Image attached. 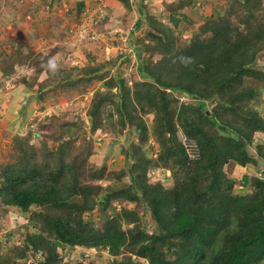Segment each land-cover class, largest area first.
I'll return each mask as SVG.
<instances>
[{
    "label": "trees",
    "instance_id": "1",
    "mask_svg": "<svg viewBox=\"0 0 264 264\" xmlns=\"http://www.w3.org/2000/svg\"><path fill=\"white\" fill-rule=\"evenodd\" d=\"M124 1L129 14L133 2L137 7L134 31L147 16L157 39L128 40L137 56L132 76L143 78L142 84L130 86L131 74L121 71L133 65L131 54L108 77V63L92 65L90 59L89 65L66 66L57 62L54 50L10 54L11 61L0 53L7 79L17 68L16 58L34 67L31 79L22 78L26 102H44L57 84L68 91L103 80L105 89L94 91L89 103L91 128L126 133L132 142L123 149L127 168L92 171L90 141L76 142L84 132L78 119L54 114L41 120L46 132H17L14 160L0 166V207L4 212L17 207L29 218L25 215L27 222L17 228L20 238L11 241L9 234L0 242L1 249L11 250L0 264H264V112L257 107L264 102V0H220L217 15L206 17L182 45L173 27L148 17L149 0ZM198 2L176 0L169 6L174 27L188 20L185 10ZM83 6L80 0L77 10ZM110 104L118 112L117 126ZM151 114L152 125L145 118ZM178 130L195 141V156ZM151 139L159 147L155 157ZM249 163L254 173L248 175V188L237 191L235 171ZM156 169L169 170L171 184L157 177ZM103 176L110 181L103 191L84 182ZM97 205L99 223L91 216ZM125 221L134 225L126 229ZM65 248L81 251L78 262L63 261ZM103 250L109 259L100 263L93 254ZM30 251L35 259L29 262Z\"/></svg>",
    "mask_w": 264,
    "mask_h": 264
},
{
    "label": "rangeland",
    "instance_id": "2",
    "mask_svg": "<svg viewBox=\"0 0 264 264\" xmlns=\"http://www.w3.org/2000/svg\"><path fill=\"white\" fill-rule=\"evenodd\" d=\"M71 1L72 0H0L1 55L3 54V57H6V61H11V59H9L10 54L15 56L22 53V55L25 56V54H28L30 51H33V53H47L50 50H54V58H56L58 52L64 53L67 47L70 46V44H73V46H70V48L73 51H78L77 53L82 62H80L82 66L89 65L87 63L91 61L92 63L90 64L92 65H98V63H108L111 66L109 67L110 73L108 74V77H111V73L114 75L116 74L122 57H126L127 55L131 54L133 58V65H125V69H121V71H124L125 76H129V74H131L128 77V84L130 86H132L134 82H138L140 78H137L138 81H134L132 76V74L134 75L138 70L136 48H133L127 44V41L132 39L134 44H140L141 42L147 41L153 43L155 40H157L154 36L155 34H150L151 30H149L150 26L147 21V16L144 19L145 22L142 25L143 27L137 28L135 31L132 30V33L129 34L128 40L125 41V39H113L112 32L119 30L112 29L115 23H118L119 25L125 23L124 25L127 27V30H129V32L131 31L129 29L130 18L128 15H126L128 13L127 6L122 5V13H118L116 18L109 21V25H105L100 23V21L94 24L93 18L91 20L92 23L89 22L88 20L91 17L85 19V14H83L82 18H75V12L72 10L70 5ZM121 1L122 4H125L124 0ZM149 1L148 17L155 19L157 16L161 20L160 21L157 19L158 22L169 26V28L170 26L173 27L178 45L188 42L190 37L199 31V25L205 21L206 17L211 15L216 16L217 8L222 7L219 4H223L220 0H198L199 2L195 6H189L188 9L185 10V13L188 15V20L183 18L180 21L179 26L174 27L173 22L170 20L172 11L168 8L176 0H169V3H167L166 0H162V2H158L159 0ZM92 4L95 3L92 2ZM92 9L93 8L89 7V11H86V15H94L92 14ZM124 10H126V13L123 12ZM177 12L179 14L180 9ZM106 19H108V17H106ZM103 20L106 21L105 18ZM65 24L71 27V32L68 31V29H64L63 26ZM60 33L66 34L67 36L60 42L58 39L51 37L52 34L59 35ZM88 36H90V39H88ZM69 40L70 44H66V42ZM118 44H120V47L118 50H114L112 45ZM67 55L71 56L72 54L67 52L66 57ZM91 56H94V58ZM16 59L19 62L16 61L18 62V65L16 70L12 73V78L7 79V77H5V75L2 74V71L0 70V166H3L14 160L12 155L14 152L13 137L15 134H17V132L26 133L29 128H32L35 136H37L42 130H44V132L47 131L42 128V118L45 116L50 117L54 114L60 115L63 113V115L68 118L70 117L71 119H78L80 121L79 124L84 125V132L79 134L76 142L78 144L83 140L85 143L90 141L89 144L92 146V153L88 155L87 161H89L88 163H90L89 165H91L90 169L92 171H96L102 167L106 168V170L108 168L116 171L121 168H127L128 163L123 149L126 147V145H132V142L126 141V133L116 132V134L113 135L100 129L98 131H94L91 128L92 124L90 123L91 119L88 113V107L93 92L98 89H105L103 86V80L92 79L91 82L85 85L82 89L68 91L62 90L61 86L57 84L55 90H50L46 94V100L44 102L37 101L35 98H32L31 101H28L29 104L27 105L28 109L26 111V115L21 116V95L25 86V82L22 80V78L27 76L29 79V76H31V79L35 71L28 59ZM74 59L77 60L76 58ZM262 61L264 62V56L262 57ZM57 62L62 65L64 64L66 66H71L70 61L67 59H64V61L62 59H58ZM1 63L2 62L0 59V67ZM143 80L144 79L141 78L139 83L142 84ZM262 106L264 112V102L260 103L257 107L261 108ZM109 107L110 111L115 113L114 123H116L117 126L118 112L114 108L113 104H110ZM22 118H24V127L19 128L17 124ZM145 118L147 122L152 125V114L149 116L146 115ZM85 120L87 121L86 123H84ZM84 136L86 139H81ZM131 136L135 142L138 141L137 132ZM178 138H180L187 145L191 156H195L197 154L196 143L194 140L186 139L181 130H178ZM150 144L151 146H155L156 152L152 155L155 157L159 150L158 143L151 139ZM252 149L254 150L255 147ZM235 172L238 175V178H240L237 181L235 190L241 192L246 191L248 188V175L254 173L253 165L249 163L245 168L238 167ZM155 175L157 177H161L165 184H171L172 182L171 174L168 170L164 172L163 169H156ZM124 178H127V173H125ZM84 182L94 186L95 190L103 191L106 189L110 181L108 177L103 176L102 178L95 180L85 178ZM113 206L117 209H120L121 207L120 204H113ZM100 211L101 209L97 205L91 213L94 221H97L98 223L100 218L102 220ZM105 212L111 214L110 210ZM85 214L89 215V212H86ZM25 215L27 214H24L17 207L10 206L7 212H4L0 207V242H4L8 237H10L9 234H11V241L20 238V233L18 232L20 224H22L24 221L27 222L29 218L28 215V218H26ZM130 225H134V223L128 224V222L125 221L124 227L126 229H128ZM216 243L217 242H215V244ZM205 247L207 248V245H205ZM65 249L67 252L70 250V248ZM61 250L64 252L63 248H61ZM91 250L93 251V249ZM6 251H9L8 253L11 252V250H7L6 248H0V257L4 256ZM86 251L89 252L90 250ZM126 252L130 253L127 249ZM80 253L81 251L75 248L64 255L63 261L78 262L77 260L81 258ZM93 255H96V260L100 263H105L107 259H109L107 250H103L100 255H97V253H94ZM123 255L124 252L119 255V259H121ZM28 257L29 262L35 259L33 258L34 256L31 254V251L28 253ZM145 264H147V262Z\"/></svg>",
    "mask_w": 264,
    "mask_h": 264
},
{
    "label": "crops",
    "instance_id": "3",
    "mask_svg": "<svg viewBox=\"0 0 264 264\" xmlns=\"http://www.w3.org/2000/svg\"><path fill=\"white\" fill-rule=\"evenodd\" d=\"M79 1L80 0H72L70 2L71 8L75 12V15H76L75 18H80V17L82 18L83 17V14H85V16H84L85 19H87L88 17H91L88 20L89 22H91V20L93 18L94 24L95 23H98L100 21V23H103L105 25L106 24L109 25V21L110 20H113L114 18H116V15L118 13L119 14L122 13V10H123L122 5H124V4L121 3L122 2L121 0H81V1L84 2V5L85 6H83L84 7L83 8V11L82 12H79L77 10V4H78ZM130 1L132 3V0H130ZM88 2L91 3V4H89ZM92 2H94L95 4H92ZM89 7L90 8H93L92 9V14H94V15H90V14L86 15V11H89ZM71 8H69V9H71ZM123 12L126 13V10H124ZM126 15H128L129 18H130V20H129L130 21V24H129V27L130 28L129 29L131 31L129 32V30H127V27L125 25L115 24L112 27V29H114V30L115 29H119V30H115V31L112 32L113 33L112 34L113 39H119V40H124L125 39V41H126L129 38V34H131L132 33V30H134L135 23H136V19L138 17L137 7L135 6V3L134 2L132 3V12L130 14L127 13ZM106 17H108V19H106ZM104 18H105L106 21L103 20ZM64 23H66V22H64ZM63 27H64V29H68V31L71 32V27H69V25L65 24ZM51 37H53L54 39H58V41L60 42L61 40L65 39L67 36H66V34L60 33L59 35L52 34ZM102 40H105V39H102ZM67 43L70 44V40L67 41L66 44ZM128 44H129V42H128ZM70 46H73V44L72 45L70 44ZM70 46L67 47V49L64 51V53L58 52L59 50L56 51V52H58V55L56 56L55 59H57V60L58 59H62L64 61L65 55L68 52V53H71L72 54L71 56H68V60L70 61V64L71 65L78 64V65L82 66V64H80V62H81L80 57H79V55L77 53L78 51L77 50L76 51H73L70 48ZM112 46H113L112 48L114 50H118V48L120 47V44H118V45H112ZM129 49H131V48H129ZM99 50H101V49H99ZM83 56H85V55H83ZM74 58H76L77 60H75ZM21 98H22V101H21L22 102L21 113L23 111H25V113H26V111L28 109V106L27 105L29 104V102H26V99H24L25 98L24 88H23V91H22ZM29 101H31V100H29Z\"/></svg>",
    "mask_w": 264,
    "mask_h": 264
},
{
    "label": "clouds",
    "instance_id": "4",
    "mask_svg": "<svg viewBox=\"0 0 264 264\" xmlns=\"http://www.w3.org/2000/svg\"><path fill=\"white\" fill-rule=\"evenodd\" d=\"M66 59L68 60V55H67V57H66V55H65V60H66ZM74 65H75V64H74ZM261 135H262V134H259V136H258V135H255V138H254V144L256 143L257 139L261 137ZM186 139H187V138H186ZM189 140H191V139H189ZM168 171H169V170H168ZM116 204H118V203H116ZM118 205H119V204H118ZM92 249H94V248H92Z\"/></svg>",
    "mask_w": 264,
    "mask_h": 264
},
{
    "label": "bare ground",
    "instance_id": "5",
    "mask_svg": "<svg viewBox=\"0 0 264 264\" xmlns=\"http://www.w3.org/2000/svg\"><path fill=\"white\" fill-rule=\"evenodd\" d=\"M6 14V13H5Z\"/></svg>",
    "mask_w": 264,
    "mask_h": 264
}]
</instances>
